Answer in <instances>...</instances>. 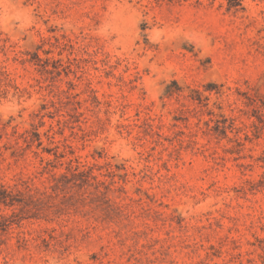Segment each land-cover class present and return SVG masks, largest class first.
<instances>
[{
	"label": "rangeland",
	"instance_id": "obj_1",
	"mask_svg": "<svg viewBox=\"0 0 264 264\" xmlns=\"http://www.w3.org/2000/svg\"><path fill=\"white\" fill-rule=\"evenodd\" d=\"M0 264H264V0H0Z\"/></svg>",
	"mask_w": 264,
	"mask_h": 264
},
{
	"label": "trees",
	"instance_id": "obj_2",
	"mask_svg": "<svg viewBox=\"0 0 264 264\" xmlns=\"http://www.w3.org/2000/svg\"><path fill=\"white\" fill-rule=\"evenodd\" d=\"M3 199L0 198V202H2Z\"/></svg>",
	"mask_w": 264,
	"mask_h": 264
}]
</instances>
